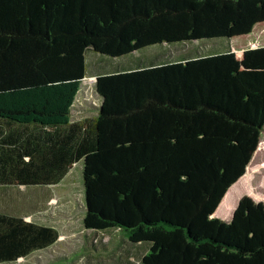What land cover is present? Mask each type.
Listing matches in <instances>:
<instances>
[{"label": "trees", "instance_id": "trees-1", "mask_svg": "<svg viewBox=\"0 0 264 264\" xmlns=\"http://www.w3.org/2000/svg\"><path fill=\"white\" fill-rule=\"evenodd\" d=\"M262 31L264 0H0V186L58 184L83 159L95 238L146 243L140 264H264L263 200L214 216L264 131ZM220 37L236 49L97 73L96 114L72 120L89 50ZM59 236L0 211V263Z\"/></svg>", "mask_w": 264, "mask_h": 264}, {"label": "rangeland", "instance_id": "rangeland-1", "mask_svg": "<svg viewBox=\"0 0 264 264\" xmlns=\"http://www.w3.org/2000/svg\"><path fill=\"white\" fill-rule=\"evenodd\" d=\"M254 35L256 36L249 42L250 46L262 44L264 31L255 32ZM237 41L239 44L247 42L248 39ZM234 43L227 37L170 44L165 42L117 58L89 50L86 54L88 75L82 82L73 117L80 118L97 112L95 110V105L99 103L95 87L97 73L123 71L195 56L223 53L236 49ZM83 168L82 159L75 163L58 184L0 186V211L23 214L28 220L53 226L60 232L58 241L51 247L35 251L17 261L0 264H140L141 256L147 249L146 243L140 246L129 243L127 235L116 229L98 232L95 238L97 232L85 228ZM238 183L241 185L235 187ZM237 184L230 188L235 187L227 205L219 213L217 210L214 215L226 222L231 220L233 210L243 196L249 195L264 201V131L246 174ZM126 249H131L128 254Z\"/></svg>", "mask_w": 264, "mask_h": 264}, {"label": "bare ground", "instance_id": "bare-ground-1", "mask_svg": "<svg viewBox=\"0 0 264 264\" xmlns=\"http://www.w3.org/2000/svg\"><path fill=\"white\" fill-rule=\"evenodd\" d=\"M247 175H249V173H248ZM238 185H241V183H238L235 187H237ZM235 187H234V188H235ZM234 188L230 189V191H229V192L227 193V195L225 196V198H224L222 204L220 205V208L218 209V213L221 211V209H223V207H224L225 205H227V203H228L227 201L233 196ZM229 202H230V201H229ZM232 205H233V204H231V207H232Z\"/></svg>", "mask_w": 264, "mask_h": 264}, {"label": "crops", "instance_id": "crops-1", "mask_svg": "<svg viewBox=\"0 0 264 264\" xmlns=\"http://www.w3.org/2000/svg\"><path fill=\"white\" fill-rule=\"evenodd\" d=\"M131 69H133V68H131ZM113 72H114V71H113ZM74 107H75V104H74ZM73 109H74V108H73ZM73 109H72V120L81 119V118L86 117V116H83V117H80V118H74V117H73V112H74ZM95 110H96V109H95ZM95 114H96V113H95ZM95 114H93V115H95ZM87 116H90V115H87ZM240 179H241V178H240ZM240 179H239V180H240ZM239 180H238L237 182H239ZM237 182H236L235 184H237ZM235 184H234V185H235ZM228 192H229V191H228ZM226 195H227V194H226ZM224 198H225V197H224ZM223 200H224V199H223ZM223 200H222V202H223ZM256 200H261V199H256ZM237 205H238V204H237ZM219 206H220V205H219ZM236 207H237V206H236ZM236 207L234 208V210L236 209ZM218 208H219V207H218ZM231 208H232V207H231ZM217 210H218V209H217ZM217 210H216V212H217ZM234 210H233V213H234ZM233 213H232V215H231V219H232ZM215 214H216V213H215ZM215 214H214V215H215ZM57 241H58V240H57ZM57 241H56V242H57ZM56 242H55V243H56ZM55 243H54V244H55ZM52 245H53V244H52ZM52 245H50L49 247H51ZM46 248H47V247H46ZM38 250H42V249H38ZM38 250H36V251H38ZM34 252H35V251H34ZM32 253H33V252H32ZM32 253H31V254H32ZM28 256H29V255H28ZM26 257H27V256H26ZM21 258H23V257H21Z\"/></svg>", "mask_w": 264, "mask_h": 264}]
</instances>
